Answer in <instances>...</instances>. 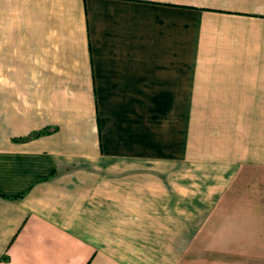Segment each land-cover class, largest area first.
<instances>
[{
    "label": "crops",
    "instance_id": "obj_1",
    "mask_svg": "<svg viewBox=\"0 0 264 264\" xmlns=\"http://www.w3.org/2000/svg\"><path fill=\"white\" fill-rule=\"evenodd\" d=\"M0 264H264V0H0Z\"/></svg>",
    "mask_w": 264,
    "mask_h": 264
}]
</instances>
